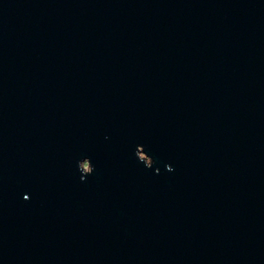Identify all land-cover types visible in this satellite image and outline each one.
<instances>
[{
	"label": "water",
	"instance_id": "water-1",
	"mask_svg": "<svg viewBox=\"0 0 264 264\" xmlns=\"http://www.w3.org/2000/svg\"><path fill=\"white\" fill-rule=\"evenodd\" d=\"M0 264H264V0H0Z\"/></svg>",
	"mask_w": 264,
	"mask_h": 264
},
{
	"label": "snow or ice",
	"instance_id": "snow-or-ice-1",
	"mask_svg": "<svg viewBox=\"0 0 264 264\" xmlns=\"http://www.w3.org/2000/svg\"><path fill=\"white\" fill-rule=\"evenodd\" d=\"M24 199H25V200H27V199H28V196H27V195H25V196H24Z\"/></svg>",
	"mask_w": 264,
	"mask_h": 264
},
{
	"label": "rangeland",
	"instance_id": "rangeland-1",
	"mask_svg": "<svg viewBox=\"0 0 264 264\" xmlns=\"http://www.w3.org/2000/svg\"><path fill=\"white\" fill-rule=\"evenodd\" d=\"M86 168L89 169V168H88V165H86Z\"/></svg>",
	"mask_w": 264,
	"mask_h": 264
}]
</instances>
